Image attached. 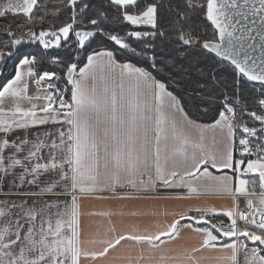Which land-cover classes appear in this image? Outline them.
<instances>
[{"label":"snow or ice","instance_id":"snow-or-ice-1","mask_svg":"<svg viewBox=\"0 0 264 264\" xmlns=\"http://www.w3.org/2000/svg\"><path fill=\"white\" fill-rule=\"evenodd\" d=\"M0 21V264H264V0H0ZM149 194L232 203L85 239L84 198Z\"/></svg>","mask_w":264,"mask_h":264},{"label":"crops","instance_id":"crops-1","mask_svg":"<svg viewBox=\"0 0 264 264\" xmlns=\"http://www.w3.org/2000/svg\"><path fill=\"white\" fill-rule=\"evenodd\" d=\"M174 193L169 191L167 193H161V195H173ZM107 195V194H105ZM232 199L227 194L214 195L208 197H197L190 200H157L152 199L151 194L147 198L141 197L140 199H112L105 198L99 199L97 196H89L82 201V223L84 228L85 239H103L114 235L110 231L111 228L119 231L131 229L133 226H139L141 229L145 227H151L154 229L157 222L167 223L173 219L172 215L167 217L141 215H131L132 212L141 211L144 213H151L152 211L159 210L163 212L167 210L169 213L183 212L190 206H215L219 208H227L231 205ZM117 213L111 217L104 215H90L89 213H102V212ZM125 213L121 216L118 213ZM199 237L196 236L191 230L185 229L181 232L179 238L173 241H169L166 247L176 252L193 246L198 243ZM91 247H100L99 244L90 245ZM147 248V246H144ZM130 250H138V246L133 245L129 241L123 242L122 246L115 252L109 254L108 259H112L118 255H125ZM197 255L207 256L214 258L221 253L206 250L203 253ZM88 264H93L89 261ZM94 264H106L104 260H98Z\"/></svg>","mask_w":264,"mask_h":264},{"label":"trees","instance_id":"trees-1","mask_svg":"<svg viewBox=\"0 0 264 264\" xmlns=\"http://www.w3.org/2000/svg\"><path fill=\"white\" fill-rule=\"evenodd\" d=\"M4 27V23L2 21H0V28ZM97 45L95 43H93L92 47L95 48ZM39 51V49H37V47L35 45H31V46H25L21 49V52H23L24 54H36ZM49 54H56L59 53L62 56H71V52H69L68 49L65 48H61L58 50H48ZM72 52H75V50L73 49ZM83 52H76V58H83ZM14 64L15 61L11 62L9 64V68H8V74L11 75L13 68H14ZM3 81L0 80V83H2ZM258 87H257V91H258ZM251 91V83H249L248 87L244 89V93L245 95H247L249 92ZM201 122H207L206 120H202Z\"/></svg>","mask_w":264,"mask_h":264},{"label":"rangeland","instance_id":"rangeland-1","mask_svg":"<svg viewBox=\"0 0 264 264\" xmlns=\"http://www.w3.org/2000/svg\"><path fill=\"white\" fill-rule=\"evenodd\" d=\"M50 50H58V49H50Z\"/></svg>","mask_w":264,"mask_h":264},{"label":"water","instance_id":"water-1","mask_svg":"<svg viewBox=\"0 0 264 264\" xmlns=\"http://www.w3.org/2000/svg\"><path fill=\"white\" fill-rule=\"evenodd\" d=\"M249 83H251V82H249Z\"/></svg>","mask_w":264,"mask_h":264}]
</instances>
